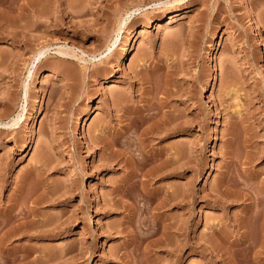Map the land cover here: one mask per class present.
<instances>
[{
  "label": "rangeland",
  "instance_id": "rangeland-1",
  "mask_svg": "<svg viewBox=\"0 0 264 264\" xmlns=\"http://www.w3.org/2000/svg\"><path fill=\"white\" fill-rule=\"evenodd\" d=\"M0 222V264H264V0H0Z\"/></svg>",
  "mask_w": 264,
  "mask_h": 264
},
{
  "label": "bare ground",
  "instance_id": "bare-ground-1",
  "mask_svg": "<svg viewBox=\"0 0 264 264\" xmlns=\"http://www.w3.org/2000/svg\"><path fill=\"white\" fill-rule=\"evenodd\" d=\"M19 14V13H18ZM17 14V15H18ZM175 16V14H173V15H171L169 18H168V20H167V23L166 24H168V23H171V21H172V19H173V17ZM14 18H15V16H13ZM17 17V16H16ZM250 19V18H249ZM17 21V20H16ZM249 22V26L251 27V28H253L254 27V23L251 21V20H248ZM18 22V21H17ZM14 25H16V23L14 24ZM18 25V24H17ZM160 25V24H159ZM129 44V43H128ZM129 49H130V46H128L127 48H126V50L125 51H123V52H121V54H120V57L118 58V62L120 61V60H122L123 61V59L125 58V56H126V54L127 53H131V50L129 51ZM48 50V48L47 47H42V48H40V49H38L36 52H35V54H34V56H33V59L34 60H37L38 62H39V60H41V58L46 54V51ZM60 52H63V51H60ZM111 52V51H110ZM109 52V53H110ZM114 54V53H113ZM110 55V54H109ZM261 55V54H260ZM105 68L103 67V70H104ZM106 70V69H105ZM103 72V71H102ZM110 81H117V79H115V78H112V80H110ZM209 89L210 88V82L207 80L206 82H205V84H204V89ZM116 92V91H115ZM114 93V92H113ZM117 93H118V91H117ZM119 94V93H118ZM114 95V94H113ZM118 96V95H117ZM24 108V107H23ZM131 112V111H130ZM92 114V110L89 108V109H87L86 110V112H85V116L88 118V117H90V115ZM131 114V113H130ZM135 114V113H134ZM20 117H21V114H17L16 115V117H13L12 119H10V121L8 122L9 124L8 125H13V124H15V123H17L18 121H19V119H20ZM129 117V116H128ZM136 117V116H135ZM133 119V118H132ZM161 120V119H160ZM159 120V121H160ZM163 120V119H162ZM165 121V120H164ZM136 124V123H135ZM140 124V123H139ZM7 125V124H6ZM161 126V125H160ZM159 126V127H160ZM135 127V126H134ZM137 127V126H136ZM170 127V126H169ZM181 127V122H176L175 123V127L174 128H176V129H179ZM129 127H127V130L128 131H130L129 129H128ZM158 128V127H157ZM162 128V127H161ZM167 128H168V126H167ZM167 128H165V127H163L162 128V131H161V129H160V131H158L159 133L161 132H163V131H165ZM171 128V127H170ZM134 129V128H133ZM137 128H135L134 130H136ZM151 129V128H150ZM155 129V128H154ZM172 129V128H171ZM133 131V130H132ZM154 131V130H153ZM167 131V130H166ZM127 132V131H126ZM137 132V131H136ZM157 132V131H156ZM130 133V132H129ZM147 132L146 131H141L140 132V134H139V136H138V138L136 139V140H134V139H131V138H129V136L128 137H125L126 139H128V140H126V144H127V148H125L126 150V152L129 154L128 156H126V158H125V163H126V166H128L129 167V172H128V174L122 179L123 180V186H125L126 184H129L130 186H132V188L133 189H130V191L132 190V192H130V191H127V190H124L123 189V191H122V194L124 195V193H126L125 191H127L129 194H128V198L130 199V200H133V201H137L138 199H139V197H142L143 198V200H144V202H145V204L147 203L148 205L150 204L151 205V202H152V199H153V201L155 200L154 198L156 197H154V195H152L153 193L147 188V182H149L150 181V179H153L154 177H158V176H160L161 177V174H163V173H165L166 171H167V169H166V167H167V164H166V162L164 163L163 161L161 162V163H159V164H156V165H153L152 167H150V168H147L146 169V166L148 165V164H150V163H152V161L154 162L155 161V159L157 160V157L159 158V153H157L156 151L155 152H151V151H149V150H147V152L145 151L144 152V150H145V147L146 146H148L149 144V142H148V139H147V136L145 137L144 135L146 134ZM126 134V133H125ZM131 134V133H130ZM156 134H158V133H156ZM121 136V135H120ZM130 137H132V136H130ZM115 138V137H114ZM133 138V137H132ZM139 140V141H138ZM105 140H103L102 141V143H103V145L105 146H114V145H120L121 143H124L123 142V140H120L118 137L117 138H115V139H111V140H106L105 142H104ZM138 141V142H137ZM29 142H30V139H29ZM134 144H136V146L138 147V149H139V153L135 156V154H133L134 153V149L136 150V148L134 147V149L132 148L133 147V145ZM105 146V147H106ZM30 148H32V146L30 147ZM176 152V151H175ZM122 152H120V153H118L117 155H120ZM134 155V156H133ZM175 157V156H174ZM115 160V159H114ZM119 160H121V158H119ZM118 160V161H119ZM180 151L179 150H177V153H176V163H178L176 166H177V168H179L180 169ZM175 164V163H174ZM175 166V167H176ZM167 173V172H166ZM154 176V177H153ZM122 184V183H121ZM127 186L128 188L130 187V186ZM122 186V187H123ZM131 188V187H130ZM129 190V189H128ZM124 192V193H123ZM163 194V198H161L160 199V201H158V203H156L155 204V206L154 207H162V206H164L165 204H166V200H170V199H168V197L169 196H171L170 194V192L168 193V192H166L165 191V193L163 192L162 193ZM125 195H127V194H125ZM157 195V194H156ZM169 195V196H168ZM173 195V194H172ZM175 196V195H174ZM141 199V198H140ZM132 201V202H133ZM137 203V202H136ZM135 203V204H136ZM132 204H134V202L132 203ZM134 204V205H135ZM129 205H131V204H129ZM167 205V204H166ZM124 207H129L128 206V204H124L123 205ZM132 206V205H131ZM147 205H145L144 207H146ZM123 207V208H124ZM135 207V206H134ZM136 207H138V206H136ZM130 208V207H129ZM139 210V208H134V210ZM130 220V219H129ZM128 220V221H129ZM131 221V220H130ZM129 223V222H128ZM0 226H3V223L2 222H0ZM127 226H129V225H127ZM147 236V235H146ZM1 238V237H0ZM141 238V237H140ZM134 240H135V238H134ZM139 254V253H138ZM129 255H131L130 253H129ZM129 255H128V257H129ZM135 255H137V254H135ZM135 255L133 256V258H135ZM131 257V256H130ZM136 258H137V256H136ZM134 259V260H137V259ZM139 258V257H138ZM133 261V260H132ZM134 262V261H133ZM131 263V262H130ZM129 263V264H130ZM136 263V262H135Z\"/></svg>",
  "mask_w": 264,
  "mask_h": 264
}]
</instances>
